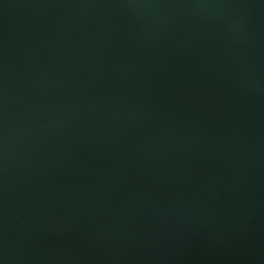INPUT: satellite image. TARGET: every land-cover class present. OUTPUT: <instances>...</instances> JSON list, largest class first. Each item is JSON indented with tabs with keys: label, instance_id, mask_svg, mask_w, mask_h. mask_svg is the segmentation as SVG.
I'll return each mask as SVG.
<instances>
[{
	"label": "water",
	"instance_id": "water-1",
	"mask_svg": "<svg viewBox=\"0 0 264 264\" xmlns=\"http://www.w3.org/2000/svg\"><path fill=\"white\" fill-rule=\"evenodd\" d=\"M0 264H264V0H0Z\"/></svg>",
	"mask_w": 264,
	"mask_h": 264
}]
</instances>
